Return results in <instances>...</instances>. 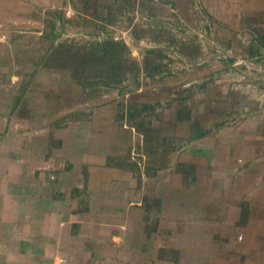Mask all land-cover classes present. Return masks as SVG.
I'll use <instances>...</instances> for the list:
<instances>
[{"label":"crops","instance_id":"obj_1","mask_svg":"<svg viewBox=\"0 0 264 264\" xmlns=\"http://www.w3.org/2000/svg\"><path fill=\"white\" fill-rule=\"evenodd\" d=\"M68 1L0 0V264H257L264 0H126V90L56 72Z\"/></svg>","mask_w":264,"mask_h":264},{"label":"rangeland","instance_id":"obj_2","mask_svg":"<svg viewBox=\"0 0 264 264\" xmlns=\"http://www.w3.org/2000/svg\"><path fill=\"white\" fill-rule=\"evenodd\" d=\"M98 4L100 6V0L97 2L96 0H69L66 3L62 16L55 20L60 31L55 30L56 45L59 47L53 51L49 59L54 58L56 61V72L64 73L69 77L71 75L81 85L82 82L88 86L96 83L103 88L117 86L126 90L129 82L132 83L146 71L155 69L147 66L148 64L144 65L143 58H148L150 55L155 60L163 58L162 50L158 46L153 48L146 45L140 49L128 48L125 44L130 35L121 32L126 29L131 15V12L124 10L127 5L126 0H119L118 13L114 12L113 17H95L94 10ZM151 5L149 9L152 18L151 41L157 42L160 37L165 36L171 40L168 33H159L158 3L153 1ZM105 7L110 11L109 1L107 5L103 4V8ZM83 8L88 11V16L84 17ZM174 21L171 19L170 22ZM110 28L116 29L119 33L110 31ZM134 35L139 40L145 37V34L138 33L137 30ZM46 39L49 42L53 38ZM137 82L138 80L135 83ZM257 250L258 257L255 263L262 264L264 249ZM234 261L237 264L235 259ZM247 263H252V260L249 259Z\"/></svg>","mask_w":264,"mask_h":264},{"label":"built area","instance_id":"obj_3","mask_svg":"<svg viewBox=\"0 0 264 264\" xmlns=\"http://www.w3.org/2000/svg\"><path fill=\"white\" fill-rule=\"evenodd\" d=\"M236 66L244 67V66H249L247 65V60H238L234 63Z\"/></svg>","mask_w":264,"mask_h":264}]
</instances>
